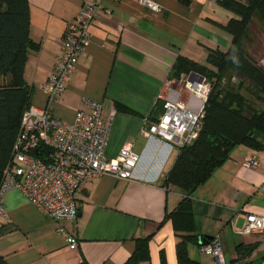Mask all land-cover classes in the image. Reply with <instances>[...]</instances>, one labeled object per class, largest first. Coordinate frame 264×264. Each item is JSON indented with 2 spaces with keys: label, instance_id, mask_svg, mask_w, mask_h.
I'll use <instances>...</instances> for the list:
<instances>
[{
  "label": "crops",
  "instance_id": "1",
  "mask_svg": "<svg viewBox=\"0 0 264 264\" xmlns=\"http://www.w3.org/2000/svg\"><path fill=\"white\" fill-rule=\"evenodd\" d=\"M89 0H28L29 37L24 81L31 92L30 106L41 108L46 99L41 86L61 53V38L80 6ZM155 13L139 0L105 4L90 28L91 42L78 60L55 116L72 121L83 104L101 103V119L111 128L105 155L114 158L132 143L139 162L130 180L110 175L91 179L77 198L75 222H56L33 207L18 190L4 195L6 218L0 221V256L8 264H125L134 251V240L149 236L150 264H177L175 247L183 237L188 257L199 264H217L201 252V238L217 240L223 264H263L264 235L238 232L247 215L264 217V134L254 133L259 148H236L227 162L190 197L191 220L169 218L182 200L164 187L178 149L144 133L163 114L166 100L185 94L171 78L178 57L206 64L208 50H226L231 38L213 35L226 26L209 11L217 0H150ZM204 60V62L202 61ZM191 75V74H190ZM194 76L201 77L197 74ZM189 98L195 109L197 100ZM126 108L124 112L119 108ZM113 114V115H112ZM258 166H242L245 159ZM77 240L70 249L59 232ZM252 247L247 255L245 248Z\"/></svg>",
  "mask_w": 264,
  "mask_h": 264
},
{
  "label": "built area",
  "instance_id": "2",
  "mask_svg": "<svg viewBox=\"0 0 264 264\" xmlns=\"http://www.w3.org/2000/svg\"><path fill=\"white\" fill-rule=\"evenodd\" d=\"M121 0H89L80 6L75 21L69 24L61 38V53L47 81L41 86L45 106H30L21 117L20 129L11 151L10 162L0 185V221L6 218L4 195L11 190L20 191L39 212L56 222H75L78 214L77 198L91 179L110 175L116 179L130 180L139 162L132 143L124 145L114 158H108L111 119L102 121L101 103L86 99L88 112L77 111L72 121H63L53 113L61 102L78 60L91 42L90 28L100 12L110 14L105 4ZM140 3L159 13L161 8L150 0ZM186 95L197 100L195 109L189 98L179 94L175 101L166 100L160 119L149 125L147 137H158L177 149L196 140L204 117V105L211 87L203 77L188 75L183 83ZM113 115V114H112ZM243 167L255 169L256 160L245 159ZM237 233L264 235V217L247 215ZM65 243L75 249L77 240L59 228ZM201 252L223 264L221 246L212 240L201 246Z\"/></svg>",
  "mask_w": 264,
  "mask_h": 264
},
{
  "label": "trees",
  "instance_id": "3",
  "mask_svg": "<svg viewBox=\"0 0 264 264\" xmlns=\"http://www.w3.org/2000/svg\"><path fill=\"white\" fill-rule=\"evenodd\" d=\"M217 1L234 16L223 27L231 38L228 48L225 51L208 50L203 65L178 57L171 75L179 80L182 75L197 74L208 81L211 90L196 140L178 149L173 166L164 179L166 189H174L182 195L169 218L191 220L193 192L227 162L236 148L258 149L253 134H264V68L254 63L243 48L254 18L264 27V0ZM29 28L28 0H0V185L10 162L21 117L30 107L31 92L24 81L27 53L34 47ZM235 80H238L237 86L233 87L231 84ZM245 89L261 104L258 110L241 94ZM119 109L129 112L123 107ZM194 238L186 236L176 244L177 264H199L187 255V243ZM149 240V236L135 239L134 251L125 264H150ZM212 240L201 238L200 241L203 246ZM244 250L250 255L252 247ZM262 260L264 264V256ZM160 262L166 264L162 252ZM0 264L8 263L0 256Z\"/></svg>",
  "mask_w": 264,
  "mask_h": 264
},
{
  "label": "rangeland",
  "instance_id": "4",
  "mask_svg": "<svg viewBox=\"0 0 264 264\" xmlns=\"http://www.w3.org/2000/svg\"><path fill=\"white\" fill-rule=\"evenodd\" d=\"M209 11L213 14V17L215 19L221 20L223 23H226L230 18L234 17L233 14L225 9L223 6H221L218 2L212 4L211 2V7ZM249 35H248V40L244 42V50L248 57L256 64L260 65L261 68H264V27L262 24L259 22L257 18H254L253 22L249 25ZM212 33L215 36L221 37L223 34L226 35L225 30L223 29L222 26H216L214 29H212ZM204 62V60H202ZM187 76V75H186ZM185 75H182L180 77L178 89H181L179 87L180 85L183 86V83L185 81ZM237 82L233 81L231 86L236 87ZM241 94L245 96L248 100L249 103L252 104V107L255 110H258L261 107V104L256 102L254 99L251 98L249 95V92L245 89L241 91ZM184 99L187 98V95L184 94L183 96Z\"/></svg>",
  "mask_w": 264,
  "mask_h": 264
},
{
  "label": "water",
  "instance_id": "5",
  "mask_svg": "<svg viewBox=\"0 0 264 264\" xmlns=\"http://www.w3.org/2000/svg\"><path fill=\"white\" fill-rule=\"evenodd\" d=\"M191 76H194L193 74H191ZM209 239V238H208ZM211 239V238H210Z\"/></svg>",
  "mask_w": 264,
  "mask_h": 264
}]
</instances>
